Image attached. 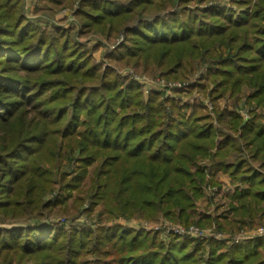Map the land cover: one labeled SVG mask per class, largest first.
<instances>
[{"label": "trees", "instance_id": "1", "mask_svg": "<svg viewBox=\"0 0 264 264\" xmlns=\"http://www.w3.org/2000/svg\"><path fill=\"white\" fill-rule=\"evenodd\" d=\"M24 2L0 0V212L39 211L58 163L80 150L79 172L61 173L64 192L51 207L76 190L78 206L93 197L111 216L191 223L204 189L223 186L222 173L234 184L233 215H222L220 228L264 217V119H246L238 102L246 91L247 104L264 107V0H81L78 32L60 21L43 28ZM98 32L126 36L105 69L81 39ZM124 66L182 81L206 70L176 88L179 97L162 99L159 91L146 98ZM195 91L211 95L214 113L203 100L182 102ZM225 95L234 108L219 105ZM28 113L30 128L18 121ZM3 250L15 252L4 264H264L263 238L166 245L122 223L0 229V262Z\"/></svg>", "mask_w": 264, "mask_h": 264}, {"label": "rangeland", "instance_id": "2", "mask_svg": "<svg viewBox=\"0 0 264 264\" xmlns=\"http://www.w3.org/2000/svg\"><path fill=\"white\" fill-rule=\"evenodd\" d=\"M229 1L230 0H227V3H229ZM24 4L26 15L30 18L37 19L43 28L48 30L52 29L55 23L60 21L66 28L72 27L77 30V32L81 29L80 20L77 16V11L81 7V0H75L73 4L64 5L61 7H56L51 3L45 4L43 0H25ZM45 5V9L40 12L37 11L38 8ZM125 38L126 36L124 33L115 37H108L107 34L98 32L82 36L81 39L86 41L87 45L92 48L96 60L99 63H102L103 68L105 69L110 64L107 55L113 52V50L120 44H122ZM119 70L123 76H127L140 84L146 98H148L152 92L159 91L163 93L162 99H164L172 96L179 97L175 91L176 88L184 87L191 82L198 81L200 74L203 73L206 68L204 66L199 67V72H196L193 77L186 81L169 79L163 76L160 71H157L155 75L139 72L132 66H124ZM138 77L144 79L146 83H143L142 80L141 82L138 81ZM248 94L249 93L246 91L240 94V97L242 98L240 101L238 100V102L241 104L239 110H241L243 114L248 113L245 115L246 119H248V115L252 118L253 113L261 115L262 119H264V107H255V105H249L246 103ZM181 96L182 102L187 101L193 103L194 100H203L208 111L214 113L215 103L211 100L210 94H203L201 92L195 91L193 95L184 93ZM235 103L236 102L231 95H225L219 101V105L222 108L227 106L229 108H234ZM34 115V113H28L25 116H22L21 119H18V121L30 128L32 127V123L34 121L32 118ZM212 115L213 118H215V114ZM18 121L17 119L13 121L14 127L17 126ZM1 145L3 144L1 143ZM80 155V150H78L75 154H72L67 161L58 163L56 167L57 174L54 177L53 183L54 188L44 196L42 208L39 211L27 214L22 217L18 216V214L16 217H10L11 214L0 212V224H17L19 225L18 227H26L29 225L47 226L55 224L63 225L67 229H71L75 226L82 227L83 225H87L93 229H98L99 227H112L118 223H122L128 227H131L132 229L155 234L166 245H169L174 237H186L184 235L170 232L169 228L172 227L182 226L190 228L195 226V228L198 230L195 231L194 234H190L187 237L204 241H210L211 239H217L221 241V239H223L224 241L226 240L227 244H229L231 241H235L236 236L264 226V217H257L254 225H246L239 229L238 227H234V229L231 231H229L230 229L228 228H220L218 220L222 222L223 219L221 216L225 214L229 216L233 215L230 212L232 201L227 194L232 191L234 184L228 174L222 173H219L217 178L222 182L223 186L217 184L214 186H207L204 189V195L197 201V213L191 214L188 218L191 223H186L183 218L179 216L177 218H169L161 213L153 217L146 216L143 213H137L131 217L125 216L123 214L111 216L109 213L105 212L103 203L94 202L95 200L93 197L86 198L85 202L78 206L76 203V198L78 197L76 190L72 192V195L67 193L65 203L58 202V204L51 207L49 205L50 202L55 201L64 192L60 179L61 173L63 171L67 172L69 173V176H74L77 174L80 170L81 164L79 160ZM94 169L95 166L93 165L89 168L91 172ZM197 220H200L202 223L198 224L195 222ZM159 225L161 226V230H156L157 226ZM197 233L203 234V238L196 236ZM227 238L230 240H227ZM1 254L2 257L0 264H4L3 261H6L7 258H11L12 256L13 258L15 257V252H12L11 250H3L1 251ZM94 257L95 256H90L92 259Z\"/></svg>", "mask_w": 264, "mask_h": 264}, {"label": "built area", "instance_id": "3", "mask_svg": "<svg viewBox=\"0 0 264 264\" xmlns=\"http://www.w3.org/2000/svg\"><path fill=\"white\" fill-rule=\"evenodd\" d=\"M138 81L142 82L143 83H146L144 79H141L140 77L137 78ZM248 114V113H246ZM244 113V115H246ZM248 119H250L249 115H248ZM156 230H161V226H157V229ZM198 229L195 228V226H192L190 228H186V227H172V228H169V231L172 232V233H176V234H179V235H184V236H189L190 234H194L195 231H197ZM196 236H199V237H202L203 238V234L201 233H197ZM263 238L264 239V226H261L259 227V229H255V230H252V231H248V232H244L238 236H236L235 238V243H242V242H245L249 239H252V238Z\"/></svg>", "mask_w": 264, "mask_h": 264}, {"label": "water", "instance_id": "4", "mask_svg": "<svg viewBox=\"0 0 264 264\" xmlns=\"http://www.w3.org/2000/svg\"><path fill=\"white\" fill-rule=\"evenodd\" d=\"M18 226L17 224H0V229H10Z\"/></svg>", "mask_w": 264, "mask_h": 264}, {"label": "crops", "instance_id": "5", "mask_svg": "<svg viewBox=\"0 0 264 264\" xmlns=\"http://www.w3.org/2000/svg\"><path fill=\"white\" fill-rule=\"evenodd\" d=\"M224 180H226V179H224Z\"/></svg>", "mask_w": 264, "mask_h": 264}]
</instances>
